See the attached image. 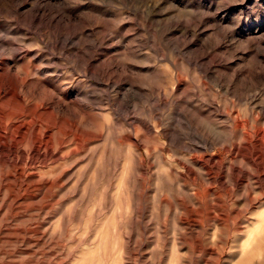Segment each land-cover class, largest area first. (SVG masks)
<instances>
[{"label":"rangeland","instance_id":"1","mask_svg":"<svg viewBox=\"0 0 264 264\" xmlns=\"http://www.w3.org/2000/svg\"><path fill=\"white\" fill-rule=\"evenodd\" d=\"M259 220L264 0H0V264H264Z\"/></svg>","mask_w":264,"mask_h":264},{"label":"bare ground","instance_id":"2","mask_svg":"<svg viewBox=\"0 0 264 264\" xmlns=\"http://www.w3.org/2000/svg\"><path fill=\"white\" fill-rule=\"evenodd\" d=\"M226 154V153H225ZM221 159H222V161H224L225 159H224V157H221ZM235 160H237V159H234V160H232L233 162L235 161ZM221 161V162H222ZM251 162V161H250ZM255 163V162H254ZM241 166H242V169L244 170V179L246 178L247 179V182H248V185L250 186V187H252V188H255V182H254V180H253V177L252 176H254V175H257V176H259V171L251 164V163H249V162H246V164H240ZM228 182H231V180L230 181H228ZM255 191V190H254ZM261 192V195H262V191H260ZM251 193V192H250ZM249 194V193H248ZM259 194V193H258ZM249 195H251V194H249ZM248 195V196H249ZM260 195V194H259ZM260 195V196H261ZM247 196V197H248ZM254 196H257V197H254ZM215 198V197H214ZM260 198V197H259ZM256 200H259L258 199V195H257V193H255V195H253V197L252 196H249L248 197V201L250 202V204H253L254 202H256ZM257 203V202H256ZM262 218V217H261ZM218 221V220H217ZM260 221V220H259ZM263 223L264 221H260L259 223ZM219 223V222H218ZM250 223V222H249ZM254 223V222H253ZM252 223V224H253ZM257 223V222H256ZM256 224V226L255 225H253L252 227H251V229H252V232H250V234L247 232V238H249L250 240L251 239H253V240H260V237L264 234V223H263V225H260V224ZM251 224V223H250ZM247 227V226H246ZM248 229V228H247ZM263 229V230H262ZM234 230V229H233ZM246 232V231H245ZM239 234V233H238ZM249 234V235H248ZM261 239H263V238H261ZM258 240V241H259ZM250 246V245H249ZM252 246H253V244H252ZM251 246V247H252ZM260 247V246H259ZM219 252V251H218ZM219 254V253H218Z\"/></svg>","mask_w":264,"mask_h":264}]
</instances>
